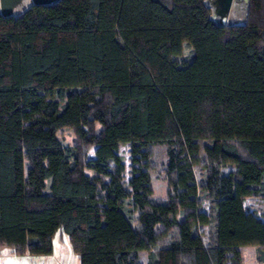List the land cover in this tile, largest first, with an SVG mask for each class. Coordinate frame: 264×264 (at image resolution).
I'll return each mask as SVG.
<instances>
[{
    "label": "trees",
    "instance_id": "16d2710c",
    "mask_svg": "<svg viewBox=\"0 0 264 264\" xmlns=\"http://www.w3.org/2000/svg\"><path fill=\"white\" fill-rule=\"evenodd\" d=\"M163 144L167 194L152 200ZM260 197L264 0L239 26L216 25L206 0L0 15V248L49 255L61 229L79 264H244L247 247L264 264V219L247 207Z\"/></svg>",
    "mask_w": 264,
    "mask_h": 264
},
{
    "label": "rangeland",
    "instance_id": "374dc122",
    "mask_svg": "<svg viewBox=\"0 0 264 264\" xmlns=\"http://www.w3.org/2000/svg\"><path fill=\"white\" fill-rule=\"evenodd\" d=\"M237 6V5H236ZM243 10V7L237 6L235 13H239V9ZM242 10L239 17L234 15V18L241 19ZM236 16V17H235ZM191 58V49L188 46H184L182 53L177 57L179 62L189 60ZM57 136L61 139L64 145H74L77 143L76 133L72 128H63L57 131ZM125 165L127 167L126 179L129 177L132 162L128 155V148L122 146ZM145 160L136 162L134 165L142 169L145 168ZM165 145H156L152 149V154L148 160V169L151 177L152 187V200H163L167 194V182L165 175ZM232 167H226L224 172L227 173ZM88 174H91L89 169L85 170ZM196 175H198L195 169ZM247 207L250 210L255 211L261 218L264 219V198H255L247 200ZM244 264H260L257 259V252L255 247H247L244 249ZM142 263H146V253H141ZM0 264H79V259L76 254L72 252L70 247L68 235L61 229H58L53 237V252L49 255H17L15 250L10 247L0 248Z\"/></svg>",
    "mask_w": 264,
    "mask_h": 264
},
{
    "label": "water",
    "instance_id": "95a60500",
    "mask_svg": "<svg viewBox=\"0 0 264 264\" xmlns=\"http://www.w3.org/2000/svg\"><path fill=\"white\" fill-rule=\"evenodd\" d=\"M60 0H0V15L3 17H17L36 5L55 4ZM250 0H206L211 10V19L218 26H239L244 25L247 20ZM239 13H235L237 6ZM242 10V17H239ZM235 16V17H236Z\"/></svg>",
    "mask_w": 264,
    "mask_h": 264
}]
</instances>
